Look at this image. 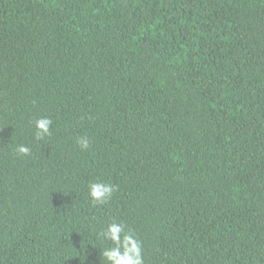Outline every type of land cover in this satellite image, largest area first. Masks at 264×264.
I'll return each instance as SVG.
<instances>
[{"label":"trees","instance_id":"16d2710c","mask_svg":"<svg viewBox=\"0 0 264 264\" xmlns=\"http://www.w3.org/2000/svg\"><path fill=\"white\" fill-rule=\"evenodd\" d=\"M113 219L143 264H264V0H0V264H105Z\"/></svg>","mask_w":264,"mask_h":264},{"label":"clouds","instance_id":"9594fccd","mask_svg":"<svg viewBox=\"0 0 264 264\" xmlns=\"http://www.w3.org/2000/svg\"><path fill=\"white\" fill-rule=\"evenodd\" d=\"M33 123L37 141L51 135L50 117L36 118ZM78 143L81 150H87L91 141L87 137H81ZM14 152L18 157H26L31 154V149L24 144H18ZM116 190L117 186L110 183L94 181L88 185V196L94 205H106ZM98 238L108 242V246L101 253L105 264H143L141 243L130 230L125 231L124 224L113 219L98 233Z\"/></svg>","mask_w":264,"mask_h":264}]
</instances>
